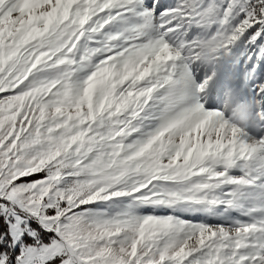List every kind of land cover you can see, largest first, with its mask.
<instances>
[{
	"label": "snow or ice",
	"instance_id": "snow-or-ice-1",
	"mask_svg": "<svg viewBox=\"0 0 264 264\" xmlns=\"http://www.w3.org/2000/svg\"><path fill=\"white\" fill-rule=\"evenodd\" d=\"M0 264H264V0H0Z\"/></svg>",
	"mask_w": 264,
	"mask_h": 264
}]
</instances>
